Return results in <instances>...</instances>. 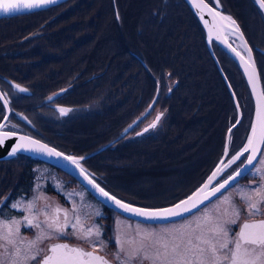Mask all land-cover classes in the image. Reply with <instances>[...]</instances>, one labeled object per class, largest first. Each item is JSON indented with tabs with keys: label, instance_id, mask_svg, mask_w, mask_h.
Returning a JSON list of instances; mask_svg holds the SVG:
<instances>
[{
	"label": "flooded vegetation",
	"instance_id": "af4514ba",
	"mask_svg": "<svg viewBox=\"0 0 264 264\" xmlns=\"http://www.w3.org/2000/svg\"><path fill=\"white\" fill-rule=\"evenodd\" d=\"M95 0H87L85 6L88 8L92 7ZM114 3V4H113ZM133 5V2H132ZM112 12L108 10V3L106 1L105 6L109 16L111 28L113 29V35H109L105 39L101 38L98 44L95 46L89 40L93 37V33L97 32L98 24L103 16V10L98 7L96 11L91 14V18L87 20L90 24L77 25V21L74 18L80 17L82 13H78L77 9L81 7L77 0H69L60 5L17 16H10L0 18V96H5L10 102L12 110H21L26 113H22L30 122H35L36 125H41V111L43 110H59L60 108L71 109L66 115H63L59 124L66 126V128H74L76 132H72L73 144L86 147L88 149H95L93 151H85L87 154L86 161L94 169L103 172L111 186L122 193L133 196L134 198L143 201L149 205H163L171 201L176 200L185 193L191 191L196 181H199L206 171L211 166L213 159L217 157V150L220 145V136H208L200 139L197 142L195 148L190 147L189 143L184 140L186 147L183 151L178 152H167V151H156L152 154L145 153V149L150 145L151 141L161 132L162 127H167L171 119L173 107L172 93L175 88L179 85L178 79H173L171 73L164 71V73H158L156 57L142 58L139 52L135 51L132 46L126 45L132 41V36L125 33V23L129 20L126 11V0H111ZM117 8L116 10L114 9ZM126 14V15H125ZM93 16H96L94 18ZM72 19L71 24L73 31L69 32L68 35L73 38L74 43L66 49L81 47L83 45H93L90 49L91 54L85 56L74 63H69L64 51H60V47H55L51 55L45 56L43 52L41 56L27 58L29 55L30 46L34 44H40L44 48L50 47V43L47 40L49 32L54 30L58 24L64 21ZM97 26L96 29H92V25ZM83 27L87 32L83 35ZM23 30L25 33L19 41L14 42V36L16 33ZM44 33H40V31ZM123 31L124 33L114 34L115 31ZM90 31V32H88ZM30 33H38L39 35L34 37H28ZM117 39L116 51L110 53L109 49H106L105 53L101 54L100 63L104 67L101 73L93 71L91 64L95 63L93 59L89 57L95 53V48L98 50L100 47L106 46L107 43ZM259 36L256 39V44L259 43ZM9 41V42H6ZM70 41V39L68 40ZM44 43V44H43ZM46 47H45V46ZM127 48L130 56L121 54L123 50ZM151 55V54H150ZM115 58L120 59L122 64L126 62L132 64L134 61L139 60L142 67H146V63L152 72H148L145 68L146 73L149 76V89L142 90L138 88L134 91V87L138 85V80L129 81L121 79L122 87H111L107 90L109 93L116 94L119 98L125 96H134L133 98L126 99L127 109H121L116 105L107 104L105 101L102 102L101 107L97 104H92L88 108V99L90 96H98V85H94V82L98 78L105 75L107 71L111 74H115V71L109 67V63ZM121 67V65H120ZM48 68V69H46ZM185 69V67L183 66ZM42 70L44 77H39L38 73ZM123 70V68H122ZM120 74L125 73V68ZM111 76V75H110ZM16 82L18 84H16ZM159 82V83H158ZM116 83V82H115ZM155 83V86H153ZM158 83V84H157ZM113 83L107 84L111 85ZM26 89V92H19L15 87ZM125 86V88H124ZM218 90L217 86L215 85ZM62 93L59 95V92ZM157 94L156 101L152 109H148L142 117L134 123V125L127 132H124L125 128L129 125L132 118L138 115L148 103L151 101L154 94ZM84 94V97L83 95ZM76 97L74 103L72 100ZM140 96L150 97L149 99H141ZM49 97H52L49 100ZM93 100H97L94 99ZM137 103V111L130 112L132 105ZM118 107L120 112H130L131 115L128 117V122L121 132L116 130H108L104 133L96 132L88 135L90 128L88 125L95 124L100 121V117L107 115L108 109ZM82 110L83 113L79 114L76 118L71 117L77 110ZM164 111L170 113L168 118L159 125L158 129H150L149 125L152 120H155L158 113L155 111ZM3 111L2 99H0V113ZM87 112V113H86ZM151 116L152 120H151ZM13 119H16L12 116ZM74 119L77 121L73 123ZM226 113L224 112L221 119L225 122ZM17 120V119H16ZM216 131L221 128L220 125ZM46 125L45 127H48ZM108 127V124H107ZM148 128V131H144ZM81 131L84 135L76 136V133ZM64 133H71L65 131ZM139 133V135H138ZM264 151V145L263 149ZM161 157L162 160L157 161V158ZM262 157V156H261ZM10 160H1L0 166L7 167ZM151 162H154L151 164ZM165 164L156 170L153 175L154 178L145 179L147 171L150 167H155L154 164ZM119 168H124L125 173H120ZM251 171L242 177L240 181L233 187H241L247 185L253 181L250 176ZM72 180V179H70ZM53 180L49 179L46 181L41 189L38 190L28 189L25 185V180L19 181V185L16 184L15 189L12 193L15 196V203L19 202V208H12V203L9 198L6 199L7 193L10 186L0 187V234L7 231L5 224L10 223L14 220H19L21 223L20 234L18 239V246L23 249L24 244L19 243L20 240H32L35 238L37 229L26 227L25 216L32 219L35 216V223L37 220L43 222L45 220L44 213L47 212L50 216L54 214V209L57 207L61 209H67L69 212V219L73 223L75 222L73 217L79 215L78 208L76 207L77 199L72 195L71 191H67L66 195L61 194L60 188L57 185H52ZM72 182H74L72 180ZM260 183V180H257ZM257 183V184H258ZM128 189V190H127ZM39 192L38 197H33L36 192ZM10 197V196H9ZM29 198V199H28ZM28 199V200H26ZM26 200V201H25ZM34 203V207L31 211L26 210L25 206L28 203ZM88 205L93 206L91 209V215L88 216L86 213L83 217L80 216L81 222L85 227H91L93 225H99L101 228L102 236L99 239L105 241V246L98 250H95V254L100 255L109 261V264H118L115 260V254L118 252V247L115 243L116 237L119 235L123 240L125 238H132L136 235V229L139 227L149 232H153L157 227L163 225L174 224L176 220L180 219L179 222L186 221L192 218V215H187L182 218H177L169 221L160 222H147L133 217H128L122 213L114 211L111 207L98 202L88 195ZM75 208V213L72 209ZM99 212L100 215H96ZM60 223H63L64 214L63 211L59 214ZM188 222V221H187ZM187 224V223H185ZM13 228L16 225H11ZM231 228L237 232V227L232 225ZM70 233L67 238L60 239H45L38 246L45 251L38 257L37 260L41 259L44 254H47V248L50 244L55 243H70L77 244L84 247L86 251H94L84 240H79L76 236L71 235L72 229L69 227L66 230ZM162 235V234H161ZM91 239L97 240L95 232ZM3 241L0 240V254L4 255L5 261L9 259L6 253H4ZM124 248H128V244L123 245ZM11 250V246H7ZM35 251V249H33ZM23 255V253H22ZM21 264H36V261L23 262L21 257ZM144 264H150L149 261L145 260Z\"/></svg>",
	"mask_w": 264,
	"mask_h": 264
},
{
	"label": "snow or ice",
	"instance_id": "6c2138e0",
	"mask_svg": "<svg viewBox=\"0 0 264 264\" xmlns=\"http://www.w3.org/2000/svg\"><path fill=\"white\" fill-rule=\"evenodd\" d=\"M57 0H0V14L19 13L25 10L31 11L37 8L45 7L49 4L56 3ZM260 9H264V0H255ZM213 3V0H209ZM209 3H204L201 0V7L207 9L208 14L215 18L219 16V0H215L214 6L209 7ZM222 20L229 21L233 26V31L238 33V38L241 40L244 51L248 54V59L228 43L227 47L234 53L245 66V72L248 73L249 81L253 82L255 75V68L252 61V48L247 46L244 42L243 34L239 33V28L236 22L230 16H221ZM252 68L253 71L249 72L248 69ZM19 92H26L27 90L15 86ZM4 100V107L7 108L8 101L5 96H0ZM52 97H49L51 100ZM61 115H66L71 109L60 108ZM163 116L160 113L156 116L155 121L149 125L154 128ZM3 121H8V116H2ZM257 120L259 122L260 136L258 141L254 140L257 134V126H251V136L248 137L247 146H244L242 151L235 153L228 157L227 149L225 156L228 157L227 163L221 160L220 165L209 177L208 181L203 184L193 194L186 198L179 200L177 203L167 208L149 209L134 206L129 202H125L118 198L116 195L110 194L105 191L103 187L97 184L90 178L85 169L81 166L80 161L86 157H73L64 155L39 141L32 139L26 135H19L12 131L16 125H11L7 131H0V148L6 145V141L16 138V142L10 146L8 152L9 156L15 155L18 151H40L46 152L49 156H56L66 161H70L80 169L82 175L88 180V183L93 186L103 197L112 201L119 209L125 213L141 217L148 221L170 220L176 217H183L186 215L194 216V220L189 221L187 224H182L179 228L168 229L171 238L155 232H149L145 229L137 228L136 235L132 238L121 239L118 235L115 243L118 247V252L115 254V260L118 264H144L147 260L150 264H264V220L254 222L251 220H244L239 224L238 232H234L230 225H236L241 219V209L232 203L230 197L226 194L235 186L236 178L243 175L250 167H255L254 161L259 164H264V159L257 160L258 143H264V108L257 109ZM236 121L233 127L238 124ZM8 127L5 123H0V130ZM131 127V126H130ZM144 131H148L145 128ZM232 129H229L231 133ZM139 135V133H138ZM245 153L249 155L245 156ZM260 156L264 157V151L260 152ZM244 157V159H241ZM237 167L233 169V173H229L227 178L218 183H213L217 175L224 171L225 168L236 164ZM246 161V163H245ZM243 165V167H241ZM260 178L264 180V169H257ZM219 194V195H218ZM237 194L242 203L246 205L247 214L249 217L256 215H264V184H257L255 187L246 189H237ZM253 196L256 199H253ZM221 202H228L230 209L224 213L226 219L221 218L219 215L209 217L208 211L209 203H215L212 198ZM209 202V203H206ZM204 207L201 208L200 206ZM12 208H19V202L12 204ZM34 203H28L25 208L31 211ZM63 211L64 220L60 223L59 214ZM76 209L73 208L72 212L75 213ZM200 213V215H196ZM45 220L43 222L36 221L35 216L30 219L28 216L24 217L27 222L26 227L37 229L35 238L32 240H20L19 243L25 245L23 249L18 246V237L20 234V221L14 220L5 224L7 231L0 234V240L3 241L4 253L7 254L9 259L5 261L4 255L0 254V264H21V257L23 262L29 260L36 261V264H109V261L104 257L95 254V250L103 248L105 241L99 239L102 236L101 228L99 225L85 227L79 215L73 217L74 223L69 219V212L67 209L57 207L54 209V214L49 215L44 213ZM96 215H100L99 212ZM212 222V227L207 230L204 225ZM195 224V227H193ZM11 225H16L13 228ZM71 227V235L76 236L79 240H84L89 244L94 251H86L82 247H71L68 243H55L50 244L47 248V254H44L41 259V254L45 251L38 245L45 239H60L67 238L70 234L66 230ZM199 229V231H197ZM95 232L97 240L91 239ZM129 247L124 248V244ZM11 246V250L7 247ZM35 249V251H33ZM23 253V255H22Z\"/></svg>",
	"mask_w": 264,
	"mask_h": 264
},
{
	"label": "trees",
	"instance_id": "16d2710c",
	"mask_svg": "<svg viewBox=\"0 0 264 264\" xmlns=\"http://www.w3.org/2000/svg\"><path fill=\"white\" fill-rule=\"evenodd\" d=\"M182 1L183 0H175L174 6L172 5L173 0H164L163 2L158 1L156 5L152 6V9L150 8V6L145 8L144 4L141 6L142 10L148 12V19H146L145 24L156 25L157 31L165 32V34L168 35L166 36L168 42L173 40L175 41L174 46H172L169 50V58L167 60L162 58V62H157L156 71L158 73H164V71H166L168 73H171L173 79L179 80V85L175 88L171 96L174 102L173 105L175 106V109H173V115L169 121L168 126H163L161 132L154 138V140L150 142L151 144L148 145V147L145 149L144 152L147 154H152L156 151H182L184 140L188 138V135L191 134L190 132H194L195 130L200 129L202 133H200L199 137L193 138L190 141L194 142L192 145V147L194 148L197 146V142L200 139L217 134L223 135V124L220 125L219 128L221 129L219 131L216 130L220 122H222L221 119L224 112L226 113L228 121L233 119L235 115V108L232 104V101L230 100L231 96L227 90L224 78L219 72L216 63L212 59V55L207 47L200 24L198 23L193 13H189L183 6ZM228 3L232 4V6L234 4L236 8L240 7L245 10H250L251 7V0H228ZM130 4H132L131 1L129 3L126 2L125 10L129 11V13H127L126 15L127 17L132 14V5L130 6ZM234 6L233 8H235ZM85 7L78 8L77 12L81 13ZM93 17L96 18V16ZM246 17L248 20H252L255 22V27L253 25V22L251 23L252 27H254L253 32L255 34L260 32V34L264 37V17L262 16V14L258 12H249ZM70 20L72 19H68L63 23L58 24L56 27H54V30H51L49 32L47 40L51 45L55 47H63V45L70 46L72 44H75L73 38L68 35L69 32L73 31V29L70 28L72 27L71 24L73 22ZM88 24H90L89 21L86 23V25ZM245 24L250 31L248 24ZM96 28L97 26L93 24L92 29ZM172 28L179 29V31H176ZM40 33L44 32L41 30ZM141 35L147 37L146 33ZM69 39L70 41H68ZM126 45L129 47L132 46L135 51L139 52V55L142 58L155 57L153 54L150 55L145 51L143 52V49L135 43L133 38L130 42L126 40ZM105 47L107 46H103L102 48L100 47L98 50L95 48L94 55L89 57V59L91 58L95 61V63L91 64L90 66L91 69H93V71L95 72L101 73L104 67H108L105 65L101 66L100 63V51H102ZM52 51L53 50H51L49 47L44 48L40 44H34L30 46L29 55L27 56V58H36L38 56H41L43 52L45 53V56H48L49 54L51 55ZM121 54L125 56L131 55L128 53L127 48H125ZM187 62H189V65H191L192 67L196 66V71H193L192 74L187 71ZM134 65L136 66V68L132 69ZM183 66L185 67V69L183 68ZM109 67H113L112 70L115 71V74H111L109 71H107L104 76L98 78V91L101 90L102 85L104 86V84L106 83L109 84V82L115 83L117 81H120L121 79L135 82L138 80V87L140 89H149V76L146 73V67H142V64L139 60L134 61L132 64H129V62L122 64V62H120V59L115 58L113 61H111V63H109ZM122 68L123 70L125 68V73ZM225 69L228 76L235 81V84H239V70L233 69L230 66H225ZM121 70L123 71L122 75L120 74ZM197 76H201L204 80H206V82L208 83V89H210V91H208L209 93L207 94L205 93L206 95L204 96V100L203 98H199L202 107L199 106L197 111H192V104L189 103V100L192 97V93L189 90L199 87V82L195 80V77ZM215 85L218 88L219 94L214 93ZM240 85L242 87L243 84L241 83ZM153 86H155V83H153ZM106 92L107 93L102 97V100L107 97L106 100H104L107 104L116 105L121 109H127L126 99L134 97L125 96L123 98H119L116 94L109 93L108 91ZM246 93L250 96V90L247 88ZM140 98L145 100L149 99L150 97L140 96ZM193 98L195 99V97ZM208 100L211 101L208 102ZM200 104L197 102L193 103V105L195 106H198ZM211 104L214 106L212 108H209L208 106ZM118 107L108 109L106 115V118L108 120V133L111 130H116L118 132L122 130L128 122V117L131 115L130 112L137 111L138 109L137 103L131 106L132 109L130 112H120V109ZM186 109L191 110L187 116L183 115L184 110ZM64 131L76 132L74 128H66L64 129ZM26 171L27 169L24 171V173ZM21 176H23V173Z\"/></svg>",
	"mask_w": 264,
	"mask_h": 264
},
{
	"label": "rangeland",
	"instance_id": "374dc122",
	"mask_svg": "<svg viewBox=\"0 0 264 264\" xmlns=\"http://www.w3.org/2000/svg\"><path fill=\"white\" fill-rule=\"evenodd\" d=\"M133 2V5L130 4V6L132 5V9L131 12L132 14H130L129 16V20L126 21L125 23V33L130 34L133 38V40L135 41V43L141 47L143 50V52L145 51L147 54H153L158 60H162V58H164L165 60H167L169 58V50L171 49L172 46H174L175 41H169L165 34V32L162 31H157L156 25H152V24H145L146 19H148V12H146L145 10H142L141 6L144 4V7L147 8L148 6H150V8L152 9L153 5H156L158 3V1L163 2L164 0H126L127 3L129 2ZM174 2L175 0H173L172 5L174 6ZM106 4V0H95L92 7L90 8V13L88 12V8L85 7L83 9V11L81 12V16L74 18L75 21H77V25H84V23L89 20L91 18V14H93L96 9L98 7H100L103 11V16L99 21L98 24V29L97 32L93 33V37L91 38V40H89V42H91L92 44H94L95 46L98 44V41L103 38L105 39L106 37H108L109 35H113V29L111 28L113 25L111 24L110 21V16L109 13L107 11L106 8H102V6H105ZM181 4V3H180ZM236 5V4H235ZM172 6V7H173ZM234 6V4H233ZM236 11L239 12L243 18L245 23L248 24L250 31H253L252 27V20H248L247 19V11L243 8H236V6H234ZM129 13V12H128ZM126 15V14H125ZM197 19V18H196ZM198 21V19H197ZM199 23V21H198ZM176 31H179V29H175L172 28ZM85 32H87L85 30V28L83 27L82 29V33L81 35H83ZM90 32V31H88ZM24 31L21 30L20 32L16 33L14 38V42L19 41L23 35H24ZM120 33H124L123 31H115L114 34H120ZM147 34L146 36H142L141 34ZM142 36V37H140ZM9 42V41H6ZM117 39L115 42V39L110 40L107 43V47L103 48V50L101 51L102 54L105 53L106 49L110 50V53H114L116 51V46H117ZM93 45H83L81 47L78 48H74L71 49L70 51H66L67 48L69 47H60V51H64V53L66 54L67 60L69 63H74L75 61L84 58L85 56H89L91 54L90 49L92 48ZM260 46H262L260 44ZM51 50H55V46L50 45L49 47ZM222 54V53H221ZM225 61V65H230L233 64L229 59ZM261 63V62H260ZM261 65H263L261 63ZM136 66L134 65L132 67V69H135ZM262 68V67H261ZM48 69V68H46ZM46 70H42L38 73L39 77H44V72ZM187 71L190 72V74L193 73V71H196V66L192 67L191 65L187 64ZM195 80L199 82V87L198 88H193L190 89L189 91L192 93V97L189 100V103L192 104L191 106V110L192 111H197L199 106L202 107V105L200 104V99L199 98H203L204 100V96L209 93L208 91H210V89H208V83L206 82V80H204L201 76H197L195 77ZM99 82L98 80L94 82V85H98ZM237 94L238 97L240 99V101L244 102L245 105L248 104V95L246 93V89L245 87H241V85L237 84ZM119 87L121 88V82H116L113 83L111 85H107L104 84V86L102 85V88L100 91H98L96 97L94 96H90L89 100L91 99H101L99 101H97L98 105H101L102 102H104V100H106V98H104L102 100V97L106 95V91L110 90L111 87ZM125 88V86H124ZM138 85H136L134 87V91H136L138 89ZM103 92V93H102ZM62 93V91L59 92V95ZM206 93V94H205ZM212 93V91H211ZM214 93L215 94H219L218 90L216 89V87L214 88ZM84 97V94H82ZM195 97V99L193 98ZM76 99V97L74 96L73 98V102L74 103H79L78 101L74 100ZM211 100H208V102H210ZM194 102L199 103L200 105L195 106L193 105ZM214 105H209V108H212ZM190 109H186L184 110L183 115L187 116L188 113L191 111ZM21 111V110H20ZM48 110H43L41 112H48ZM22 113H24L26 115V113L24 111H22ZM83 113L82 110H77L76 112H74L72 114L71 117L76 118L79 114ZM87 113V112H86ZM175 113V111H174ZM151 116V120H152ZM44 117L41 116V120H43ZM164 119V116L162 117V120ZM40 120V121H41ZM161 120V121H162ZM30 130L32 131H36V132H40L39 130L45 132L47 135H51L53 136L58 142L62 143L63 145H72L73 144V140H72V132L71 133H60L58 131H52V132H48V130L44 129L43 126L40 127L38 125L35 124V122L31 121V124L25 123L23 122ZM107 124H108V120L105 116L100 117V121L95 122V124H90L88 125L90 128V131L88 133V135L94 133V132H106L107 131ZM37 128V129H35ZM226 129H227V125L224 129L223 135H221V137H225V133H226ZM96 130V131H95ZM32 133V132H30ZM191 134L188 135V138L185 141H191L193 138H198L200 133H202V131L200 129L195 130L194 132H190ZM84 135L81 131H79L78 133H76V136H81ZM220 136V135H218ZM260 159H264V157L259 158ZM162 160L161 157L157 158V161ZM1 161V160H0ZM154 162H151V164ZM155 167H150L147 171V175L145 176V179H151L154 178L155 176L153 175V173L156 172V170L160 167H163L165 164H154ZM29 166V167H28ZM27 167L28 171L27 173H23V176H21L22 171L21 168ZM257 169H264V164H259L256 163V166L253 167L251 169V173L250 176L253 179V181L247 185H243L241 187H235L232 188L231 191H228L226 194L230 197L232 203H234L237 207H239L241 209V219L240 221H238V223L234 226H236L237 228H239V224L242 223L244 220L248 219V220H253V219H264V215H256L253 217H249L247 214V210H246V205L244 203L241 202L239 195L237 194V189H246V188H252L255 187L257 185V180H260V183L258 184H264V180H262L260 178V174L257 172ZM124 168H119V172L120 173H125L124 172ZM98 174L103 176L104 173L101 171H98ZM53 180L51 182V184L53 185H57L60 188V192L63 195L67 194V191H71L72 195H74L77 199V207L78 208V213L80 214V216H84L86 213H88V216L91 215V209L93 208V206L88 205V201H86L85 198V193L83 192L82 186L79 184L78 180L76 178H74L73 176L66 174L60 170H55L54 168H52V166H50L47 163H43V162H34V163H29L28 161H20L18 160L17 164L14 166H0V187L3 186H10V189L7 193V198H9L12 203H15V196L12 195L16 184L19 185V181L21 180H25V187H27L28 189H36L38 190V188L41 189V187L44 184H47L46 181L47 180ZM74 180V182H72V180ZM109 181V180H108ZM240 181V180H239ZM237 181L235 183V185L239 182ZM110 183V182H109ZM128 190V189H127ZM40 195V193L37 191L33 197H38ZM10 196V197H9ZM29 199V198H28ZM26 199V200H28ZM253 199H256L255 196H253ZM25 200V201H26ZM213 201H215V203H209V208L205 209V211H208L209 213V217L214 216V215H219L221 218L226 219L227 217L224 216V213L226 211H228L230 209V205L228 204V202H221L216 200V198L213 199ZM204 206H202L201 208H203ZM196 215H200V213H196ZM180 219L176 220L174 224H169V225H163V226H159L157 227L153 232L158 233V234H162L165 236H168L169 238H171V235L168 232V229H173V228H179L181 227L182 224L188 223L191 220H194V216H192V218L187 219L186 221L183 222H179ZM188 221V222H187ZM232 225H230L231 227ZM193 227H195V224H193ZM212 227V222L211 220L209 221L208 224L204 225V229L207 230L208 228ZM199 231V229L197 230ZM235 231V230H233Z\"/></svg>",
	"mask_w": 264,
	"mask_h": 264
},
{
	"label": "water",
	"instance_id": "95a60500",
	"mask_svg": "<svg viewBox=\"0 0 264 264\" xmlns=\"http://www.w3.org/2000/svg\"><path fill=\"white\" fill-rule=\"evenodd\" d=\"M58 1H60V0H57V2ZM185 1L187 2L188 6L193 10L196 18L198 19L200 25L203 27V29L205 31V34H206V37H207L208 48H209L213 58L215 59L217 65H218V67H219V69H220V71L222 73V76H223V78L225 80V83L227 85L229 93H230V95L232 97V100H233V102L235 104V107L237 109L238 121L241 119V116H242L240 103L238 101V98L236 96L235 90H234L231 82L229 81L226 73L224 72V70L222 68L220 60H219V58H218V56H217V54L215 52V49H214V46H213V42L218 43L240 65V68H241V70H242V72H243V74H244V76L246 78V81H247V84H248V88L251 90L254 106L256 108L255 125L257 126V134H256V137H254V140L258 141L259 136H260V128H259V122L257 120V109L258 108H264V92H263V89H262L261 78H260V74H259V71H258L257 63H256L255 57L253 55V52H252V61L254 62L253 66L255 68V75H254L253 82H250L249 81V77H248V73L245 72V66L246 65L244 63H242L241 60L239 59V57H237L234 53H232L231 50L227 47V44L224 43V41H227L228 43H232L230 41V39L228 38L227 34H226L227 32L230 33L233 36H236L237 38H238V35H239L238 33H235L233 31V26L231 25V23H228V25H227L226 22L221 19V16H225V13H223L221 10L218 9L219 12H220V15L219 16H215V18H213L212 16H210L208 14L207 9H203L201 7V0H185ZM203 2L204 3H209V1H207V0H203ZM213 6H214L213 4L209 3V7H213ZM41 8H43V7H41ZM37 9H39V8H37ZM25 11H28V10H25ZM25 11H23V12H25ZM263 11H264V9H263ZM233 20L236 22V26L239 28V33L243 34L244 42H246L247 46L249 48H251L249 43H248V41H247V39H246V37L244 36V33H243L240 25L238 24V22L235 19H233ZM240 42H241V40H240ZM241 44H242V42H241ZM232 46L236 47L237 50L241 52V54L245 57V60L248 59L247 52L240 50L233 43H232ZM248 71L252 72L253 69L249 68ZM230 128L233 129L234 128L233 125ZM19 135H24V134H20L19 133V134H17V137ZM229 135H230V133L228 132L227 139L229 138ZM26 136H29V135H26ZM29 137L39 141L42 144L47 145L49 148H53L56 151H59V152L63 153L64 155H67L63 151L57 149L53 145L49 144L48 142H46V141H44V140H42L40 138H37V137H34V136H29ZM15 142H16V138L9 139L8 141H6V145L3 148H0V157L8 155V152L10 150V146L13 145ZM262 144L263 143H258L257 144V147H258L257 159H258V157L260 155ZM18 153H28V154L32 153V154L40 156V157H42V158H44L46 160H49L50 162H52L53 164H55L57 166H60L61 168L67 170L72 175H74L82 184H84L86 186L87 189H89L101 201H103L104 203L108 204L109 206H111L113 208H117L118 210L123 212V210L119 209L112 201L107 200L95 188H93V186L88 183V180L85 179L84 175L81 174L80 169L77 168L75 165H72L70 163V161H66V160H64L62 158H58V157H56L54 155L53 156H49L46 152H40V151H18ZM248 155H249V153H248ZM255 162L256 161H254V164H255ZM245 163H246V161H245ZM81 166L85 169V171L88 173V175L90 176L91 179H93L97 184H99L101 187H103L98 182V180H96V178L93 176V174H91L90 172H88L86 170V168L84 167V165H82V163H81ZM241 167H243V165ZM251 168L252 167H250L249 170ZM248 171H246L244 174H246ZM243 175L237 177L236 181L239 180L240 177H242ZM99 180H101V182H103V180L101 178ZM104 189H105V191H108L106 188H104ZM125 214H127L129 216H132V217H136V218L142 219L141 217H137V216L131 215L129 213H125ZM176 218H178V217H176ZM173 219H175V218H173ZM142 220H144V219H142Z\"/></svg>",
	"mask_w": 264,
	"mask_h": 264
},
{
	"label": "bare ground",
	"instance_id": "6f19581e",
	"mask_svg": "<svg viewBox=\"0 0 264 264\" xmlns=\"http://www.w3.org/2000/svg\"><path fill=\"white\" fill-rule=\"evenodd\" d=\"M225 21V20H224ZM226 22V24L228 25V21H225Z\"/></svg>",
	"mask_w": 264,
	"mask_h": 264
}]
</instances>
